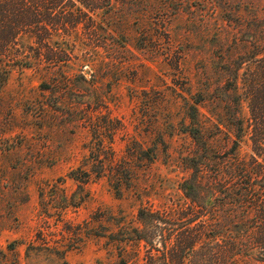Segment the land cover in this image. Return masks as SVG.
I'll list each match as a JSON object with an SVG mask.
<instances>
[{"label": "rangeland", "instance_id": "1", "mask_svg": "<svg viewBox=\"0 0 264 264\" xmlns=\"http://www.w3.org/2000/svg\"><path fill=\"white\" fill-rule=\"evenodd\" d=\"M92 1L88 23L59 39L67 74L0 72V264L140 256L126 240L138 208L184 201L191 116L220 159V102L231 114L244 52L264 45V0Z\"/></svg>", "mask_w": 264, "mask_h": 264}, {"label": "trees", "instance_id": "2", "mask_svg": "<svg viewBox=\"0 0 264 264\" xmlns=\"http://www.w3.org/2000/svg\"><path fill=\"white\" fill-rule=\"evenodd\" d=\"M98 5L92 0H0V72L32 69L54 79L67 74L73 53L59 39L87 24V12ZM23 37L28 44L21 43ZM244 54L231 114L230 102H220V159L212 158L205 126L193 113L187 132L196 152L182 158L188 172L179 184L184 201L139 207L141 227L126 240L140 256L126 250L120 264H264V45L256 41ZM86 61L78 63L80 68ZM45 85L41 82L40 89L49 90ZM246 137L249 154L242 153ZM72 175L81 183L89 180Z\"/></svg>", "mask_w": 264, "mask_h": 264}]
</instances>
